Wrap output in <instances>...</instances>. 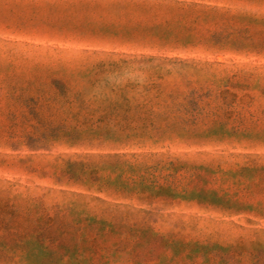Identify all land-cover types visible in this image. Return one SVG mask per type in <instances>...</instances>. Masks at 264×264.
<instances>
[{"label": "rangeland", "instance_id": "rangeland-1", "mask_svg": "<svg viewBox=\"0 0 264 264\" xmlns=\"http://www.w3.org/2000/svg\"><path fill=\"white\" fill-rule=\"evenodd\" d=\"M219 248L264 255V0H0V264Z\"/></svg>", "mask_w": 264, "mask_h": 264}, {"label": "trees", "instance_id": "trees-1", "mask_svg": "<svg viewBox=\"0 0 264 264\" xmlns=\"http://www.w3.org/2000/svg\"><path fill=\"white\" fill-rule=\"evenodd\" d=\"M157 116H155L156 118ZM163 117V116H162ZM177 124H162L157 121H148L144 123V126L137 127L136 129H131V126H127L124 129H118V131L109 130L106 132L108 139L114 140L119 137L122 139L123 137L126 139H130L131 132H135L136 135L142 137L149 134V132H155L160 135H167L177 132ZM180 130V129H178ZM117 157V156H115ZM185 246V245H184ZM183 246V247H184ZM262 253L252 254L251 262L252 264H264V255ZM216 257L219 259L221 264H243V252L239 250L230 251L228 249H217Z\"/></svg>", "mask_w": 264, "mask_h": 264}]
</instances>
